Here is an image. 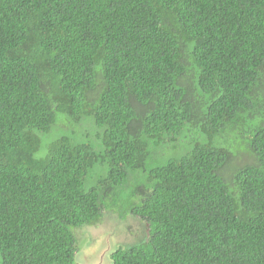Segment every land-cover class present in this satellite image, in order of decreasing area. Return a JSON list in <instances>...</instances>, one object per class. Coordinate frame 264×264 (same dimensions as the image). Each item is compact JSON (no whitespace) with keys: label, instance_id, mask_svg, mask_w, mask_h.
Segmentation results:
<instances>
[{"label":"trees","instance_id":"16d2710c","mask_svg":"<svg viewBox=\"0 0 264 264\" xmlns=\"http://www.w3.org/2000/svg\"><path fill=\"white\" fill-rule=\"evenodd\" d=\"M264 264V0H0V264Z\"/></svg>","mask_w":264,"mask_h":264},{"label":"rangeland","instance_id":"374dc122","mask_svg":"<svg viewBox=\"0 0 264 264\" xmlns=\"http://www.w3.org/2000/svg\"><path fill=\"white\" fill-rule=\"evenodd\" d=\"M144 230L145 225L132 215L122 220L118 214L106 211L98 225L75 231L77 251H80L75 264H112L111 249L144 242Z\"/></svg>","mask_w":264,"mask_h":264},{"label":"water","instance_id":"95a60500","mask_svg":"<svg viewBox=\"0 0 264 264\" xmlns=\"http://www.w3.org/2000/svg\"><path fill=\"white\" fill-rule=\"evenodd\" d=\"M113 252H114V250L111 249V254L109 253L110 257L112 256ZM111 263H112V259H111Z\"/></svg>","mask_w":264,"mask_h":264},{"label":"clouds","instance_id":"9594fccd","mask_svg":"<svg viewBox=\"0 0 264 264\" xmlns=\"http://www.w3.org/2000/svg\"><path fill=\"white\" fill-rule=\"evenodd\" d=\"M76 252L78 253L77 246H76ZM76 257H77V255L75 254V258H74L75 261H76Z\"/></svg>","mask_w":264,"mask_h":264},{"label":"flooded vegetation","instance_id":"af4514ba","mask_svg":"<svg viewBox=\"0 0 264 264\" xmlns=\"http://www.w3.org/2000/svg\"><path fill=\"white\" fill-rule=\"evenodd\" d=\"M75 254H76V255L78 254L77 258L79 259V256H80V251H79V253L75 252Z\"/></svg>","mask_w":264,"mask_h":264}]
</instances>
